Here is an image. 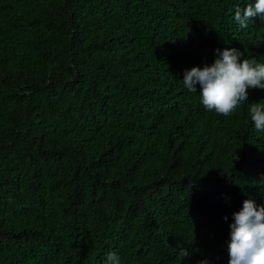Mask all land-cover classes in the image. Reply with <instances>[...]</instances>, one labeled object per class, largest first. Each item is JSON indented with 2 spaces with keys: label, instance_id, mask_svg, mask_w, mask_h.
<instances>
[{
  "label": "trees",
  "instance_id": "trees-1",
  "mask_svg": "<svg viewBox=\"0 0 264 264\" xmlns=\"http://www.w3.org/2000/svg\"><path fill=\"white\" fill-rule=\"evenodd\" d=\"M248 3L0 0V264H228L231 214L264 203V133L182 79L217 48L264 59Z\"/></svg>",
  "mask_w": 264,
  "mask_h": 264
},
{
  "label": "clouds",
  "instance_id": "clouds-1",
  "mask_svg": "<svg viewBox=\"0 0 264 264\" xmlns=\"http://www.w3.org/2000/svg\"><path fill=\"white\" fill-rule=\"evenodd\" d=\"M255 19L264 21V0H249L246 7L236 9L234 14L241 28ZM182 82L188 93L199 94L207 111L224 117L247 102L252 127L264 133V99L248 102L249 89L264 90V59L244 58V53L235 47L217 48L211 64L185 69ZM224 219L228 221L229 217ZM229 228L228 264H264V203L245 199L242 207L231 214ZM191 255L187 248L180 250L184 260ZM108 259L111 264H119L114 254Z\"/></svg>",
  "mask_w": 264,
  "mask_h": 264
}]
</instances>
